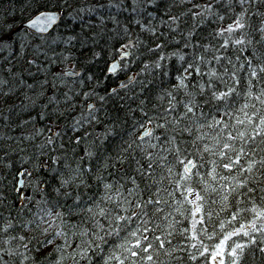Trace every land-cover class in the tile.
Here are the masks:
<instances>
[{"label": "snow or ice", "instance_id": "snow-or-ice-1", "mask_svg": "<svg viewBox=\"0 0 264 264\" xmlns=\"http://www.w3.org/2000/svg\"><path fill=\"white\" fill-rule=\"evenodd\" d=\"M0 264H264V0H0Z\"/></svg>", "mask_w": 264, "mask_h": 264}]
</instances>
